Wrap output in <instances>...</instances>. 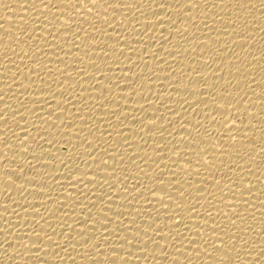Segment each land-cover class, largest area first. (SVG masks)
<instances>
[{
  "label": "bare ground",
  "instance_id": "1",
  "mask_svg": "<svg viewBox=\"0 0 264 264\" xmlns=\"http://www.w3.org/2000/svg\"><path fill=\"white\" fill-rule=\"evenodd\" d=\"M0 264H264V0H0Z\"/></svg>",
  "mask_w": 264,
  "mask_h": 264
},
{
  "label": "snow or ice",
  "instance_id": "2",
  "mask_svg": "<svg viewBox=\"0 0 264 264\" xmlns=\"http://www.w3.org/2000/svg\"><path fill=\"white\" fill-rule=\"evenodd\" d=\"M90 2L95 3V0H90ZM213 247L215 248V245H213ZM216 250H218V249H216Z\"/></svg>",
  "mask_w": 264,
  "mask_h": 264
}]
</instances>
